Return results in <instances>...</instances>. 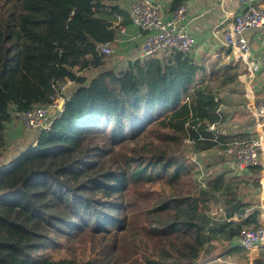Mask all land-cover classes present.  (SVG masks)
<instances>
[{
  "label": "trees",
  "instance_id": "1",
  "mask_svg": "<svg viewBox=\"0 0 264 264\" xmlns=\"http://www.w3.org/2000/svg\"><path fill=\"white\" fill-rule=\"evenodd\" d=\"M112 1L0 0V156L15 111L74 82L36 143L0 165V264H246L234 240L260 210L246 215L222 176L202 187L178 153L189 137L198 152L233 141L211 84L222 74L171 49L88 76L118 35ZM214 189H227L220 217Z\"/></svg>",
  "mask_w": 264,
  "mask_h": 264
},
{
  "label": "crops",
  "instance_id": "2",
  "mask_svg": "<svg viewBox=\"0 0 264 264\" xmlns=\"http://www.w3.org/2000/svg\"><path fill=\"white\" fill-rule=\"evenodd\" d=\"M134 1H112V4L118 5L124 12L121 21L118 20L117 15L114 19L115 27L118 28V35L115 41L111 43L113 67H119L116 64H127L129 61L141 57L143 31L131 23L128 13ZM152 1L163 17H169L173 12L170 6L172 0ZM259 2L264 5V0ZM185 3L187 9L184 21L197 38V44L191 54L197 61L205 63L208 78L215 71H220L222 74V76L214 79L218 81L214 91L216 95L221 96L222 111L225 114V120L219 125V131L234 137L233 141L251 135L261 137L264 141V121L258 123L256 114L258 102L264 96V27H253L246 31L251 44V59L260 63L259 70L251 74L248 72L244 61L238 62L232 59L231 48L223 42L225 27L233 21L236 14L242 11L244 4L240 0H186ZM120 27H124L125 30L122 31ZM227 64H231L232 69L223 67ZM224 77L226 80L222 83ZM54 114L55 111L53 110L50 113L51 117H54ZM19 126L20 123L18 125L15 118L8 123V138L19 133ZM214 150L224 154L220 162L223 171L209 181L212 182L216 177L222 176L225 183L230 185L228 191L234 192V196L238 200L248 203L247 206L243 207L246 209V215L255 209L260 210V222L261 226H264V148L261 151L259 163L261 169L256 170L250 167L244 171H239L236 168L231 156L226 153V149L221 150L215 147L202 152ZM1 164L8 163L3 161ZM226 190H212L215 197L217 192H221L224 196L222 206H219L220 213H224ZM239 216L240 213L235 212L233 217L238 218ZM234 243L240 245L238 238L234 240ZM247 255L249 262L246 264H264V243L247 250Z\"/></svg>",
  "mask_w": 264,
  "mask_h": 264
},
{
  "label": "built area",
  "instance_id": "3",
  "mask_svg": "<svg viewBox=\"0 0 264 264\" xmlns=\"http://www.w3.org/2000/svg\"><path fill=\"white\" fill-rule=\"evenodd\" d=\"M244 4L242 11L234 16L233 21L225 27L223 33L224 44L231 48L232 59L238 62H245L249 73L254 74L260 68L257 60L251 59L252 50L246 31L249 28L264 27V5L260 0H240ZM187 4L184 3L173 10L169 17H163L152 0H135L129 8L131 23L143 31V43L140 50L141 58L158 53L164 50L179 49L191 52L197 44L196 36L189 30L184 21ZM118 20H122V15H117ZM116 25L114 24V27ZM125 30L124 27H120ZM101 54L110 55L113 47L110 42L100 45ZM72 81H68L61 86L56 95L54 103L51 105L36 104L28 110L15 111V116L27 129L48 128L53 117L50 113L54 110L55 116L63 111L61 103L65 101L63 91ZM216 101L220 102L219 109H222L221 96L216 95ZM257 122L264 121V96L259 100L257 109ZM211 130L217 126H209ZM189 143H194V139L188 138ZM264 148V141L261 137L251 135L245 138H237L232 141L226 153L231 156L234 165L239 171L256 166L260 163L261 151ZM197 163L198 160L194 159ZM239 243L247 250H251L264 243V226L244 230L238 237Z\"/></svg>",
  "mask_w": 264,
  "mask_h": 264
},
{
  "label": "rangeland",
  "instance_id": "4",
  "mask_svg": "<svg viewBox=\"0 0 264 264\" xmlns=\"http://www.w3.org/2000/svg\"><path fill=\"white\" fill-rule=\"evenodd\" d=\"M109 56L110 57L108 58L107 64L105 66L98 69L86 71L85 73L91 77L94 76L99 70H102L107 67H112L114 65L113 58L111 54ZM125 64L126 63H124L123 65ZM116 65H118L119 67L123 66L122 64ZM217 82V80H211L212 86L215 87V85L218 84ZM73 87L74 82H71V84L67 86L66 90H68L69 92V90H71ZM66 90L64 92H67ZM15 120L18 125L20 123L19 133L14 137L9 136L7 146L3 151L2 155L0 156V163H2L3 161H6V163H11L15 156L19 155V153L26 150L31 143L35 144L36 139L39 136V129H27L25 126L22 125L18 117H15ZM178 153L180 155H184L185 159H189L190 161H195V157L197 158L198 163L195 161L196 166L194 168V176L195 179L200 182L202 187L206 186L210 179L214 178L218 175V173H221L223 171L220 166V162L222 161V157L224 156V154L219 153L217 150L198 152L195 147L186 139ZM212 194L214 198L213 203L210 206L209 215L213 217H220L221 213L219 212V206H222L224 196H222L221 192H217L216 197L214 196L215 193Z\"/></svg>",
  "mask_w": 264,
  "mask_h": 264
},
{
  "label": "water",
  "instance_id": "5",
  "mask_svg": "<svg viewBox=\"0 0 264 264\" xmlns=\"http://www.w3.org/2000/svg\"><path fill=\"white\" fill-rule=\"evenodd\" d=\"M64 103H65V101H63V102L61 103V107H64ZM51 115H53V114H51Z\"/></svg>",
  "mask_w": 264,
  "mask_h": 264
}]
</instances>
